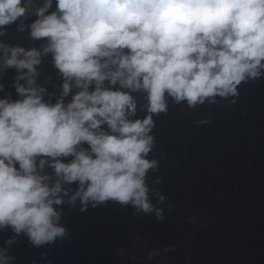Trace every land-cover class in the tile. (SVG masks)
Listing matches in <instances>:
<instances>
[{"label":"clouds","instance_id":"1","mask_svg":"<svg viewBox=\"0 0 264 264\" xmlns=\"http://www.w3.org/2000/svg\"><path fill=\"white\" fill-rule=\"evenodd\" d=\"M11 25L41 47L7 43ZM49 54L58 94L37 82ZM261 79L264 0H0V233L11 232L0 264H17L21 237L34 248L67 238L65 207L111 202L164 221L168 197L148 175L154 117L170 100L235 104Z\"/></svg>","mask_w":264,"mask_h":264},{"label":"water","instance_id":"2","mask_svg":"<svg viewBox=\"0 0 264 264\" xmlns=\"http://www.w3.org/2000/svg\"><path fill=\"white\" fill-rule=\"evenodd\" d=\"M5 40L41 47L27 32L17 33L15 25ZM39 70L37 82L58 94L51 54ZM14 75L9 70L3 77L13 98ZM239 87L235 104L226 100L190 109L170 100L167 115L154 117L156 144L149 155L159 167L148 175L150 186L168 197L160 205L164 221L111 202L84 213L65 207L68 237L39 248L21 237L10 249L17 264H264V79ZM209 117L210 123H198ZM156 177H161L159 185H154ZM9 235L10 230L0 233V245ZM172 246L175 251H164ZM151 249L160 254L148 261Z\"/></svg>","mask_w":264,"mask_h":264}]
</instances>
